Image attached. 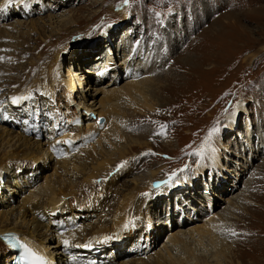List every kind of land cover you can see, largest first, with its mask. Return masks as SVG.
<instances>
[{"label":"rangeland","instance_id":"1","mask_svg":"<svg viewBox=\"0 0 264 264\" xmlns=\"http://www.w3.org/2000/svg\"><path fill=\"white\" fill-rule=\"evenodd\" d=\"M15 1L8 0L0 10V28L6 31L0 34V127L42 145L52 133L57 148L65 147L63 156L53 154V161L10 160L0 170V213L18 207L52 175L54 162L67 156L61 186L79 187L78 174L88 172L93 161L83 151L96 144L106 126L107 116L100 118L104 123L95 120L102 111V93L94 95L90 88H104L111 80L114 89L107 94L112 99L126 83L141 82L148 94L142 111L127 101L120 104L128 128L124 140L109 146L101 141L107 155L117 158L120 148L125 157L109 175L93 181L96 188L89 184L82 201L70 198V204L57 207L53 214H62L57 218L67 225L58 227L61 233L52 232L48 252L67 263L57 235L78 229L83 239L79 244L91 246L72 247L75 258L83 251L91 255L83 257L86 261L130 264L160 253L170 234L203 225L229 208L225 242L217 241L225 264L232 256V264H264V0H128L127 5L123 0ZM133 45L143 54L135 49L128 56ZM143 57L151 64L137 68ZM58 66L85 74L89 70V81L70 97L54 79L24 91ZM123 72L131 74L124 77ZM49 88L53 90H45ZM12 97L24 99L13 104ZM135 97L134 105L142 102ZM93 101V109L86 111ZM75 109L81 117L65 124ZM54 117L57 126L52 127ZM80 120L82 130L87 121L102 129L95 130L90 141L85 135L67 139L66 130ZM160 131L166 136L157 134ZM77 160L83 166L72 170L69 163L78 165ZM150 170L156 175L147 181ZM173 172L177 175L169 182ZM136 184L141 189L115 223L120 194L133 191ZM44 212L43 225L52 231L57 225L49 217L54 215ZM105 236L112 239L104 242ZM210 247L198 246L195 256L213 261L209 255L215 248ZM172 254L182 257V250L174 248ZM7 258L0 252L1 262Z\"/></svg>","mask_w":264,"mask_h":264},{"label":"bare ground","instance_id":"2","mask_svg":"<svg viewBox=\"0 0 264 264\" xmlns=\"http://www.w3.org/2000/svg\"><path fill=\"white\" fill-rule=\"evenodd\" d=\"M16 1H15L16 3H19L25 0H16ZM7 2L8 0H0V10L5 9V4H7ZM1 12H0V15H1ZM31 27L34 28V25L31 24ZM5 32L6 31L4 28H0V34H4ZM139 45L141 46V44ZM135 49H140L142 52V49L140 47L133 45V47H131L128 50L129 51L128 56H130V53L132 51L135 52ZM55 59L57 58L55 57ZM148 62L149 61L147 60V58L143 57L141 61L139 62V65L138 63L136 64V67L144 69L145 66H149L151 64L150 62H149L150 64ZM84 72H86V74L91 73L89 70H86V69ZM64 73H66V75H64ZM86 74L83 72L81 73V71L79 70L69 69L66 71L64 70V68H61L60 66H58L54 70V73H52V71L51 73L49 72V75L48 77H46L45 80L35 81V82L31 81L29 87L25 88L24 91L28 90L31 87L33 88V84H38L39 86H41V84L45 82L47 85H49L51 83V80L54 79L53 84L57 85L59 88L62 87L64 90H67L66 94H68L70 97L71 92L72 93L75 92V89L77 90V88L81 89L84 83L89 81V77ZM150 81H153V80H149V82ZM108 83H110L109 86L112 87V89L110 88V90L106 89L108 88L106 87V84ZM113 86H114V82L109 80L105 83L104 88L96 89V90H92L90 88L91 91H94V95H99L102 93V96H103L101 100L98 102L99 108H102V111L98 113L96 112L97 116L95 120L98 121L101 117H104V119H105V116L107 117H106V126L103 127L105 128L104 132L101 135V137L99 135L100 139L96 140L95 142L96 143L95 145L98 146V149L95 150V145L93 144L88 146L86 150L84 151L81 149L83 152L87 153L88 160L93 158V161H92L90 170H88V172H86L85 174H83V172L78 174V176L80 177L79 187L72 186V185L61 186V184L63 183V181L61 180L62 179L61 174H63V177H64L68 169V160H70V158L67 156L64 159H61L60 161L58 160V162H56V165L54 162V172L52 173V175H49L47 177L45 176L46 178L43 179V182L41 183V185L38 186L36 190L34 189L33 191L29 192L28 196L23 198L19 202L18 207L16 208L13 207L12 209L8 211L0 213V235L4 232H9V231L17 233L19 237L21 238V240H23L28 246H30L32 249L37 251L39 254L46 257L48 259V262L50 261L52 264H62V263H60L55 258V254H53L54 252L53 253L48 252V248H46L47 247L46 243L51 237L52 232L57 233V231L59 230L58 227H61L63 224L67 225V223H63L64 220L57 218V216H61L62 214L59 215L55 213L56 214L55 215L53 214L54 211L58 209L57 207L63 206L64 204H70L71 203L69 202L70 198L71 199L76 198L77 200L82 201L85 197V191L89 187V184H91L92 188H96L97 186L95 183H93V181L97 180L101 176L102 177L107 176V174L110 171H112V169L118 164L117 162H119L125 157L126 151H124L123 149H120V148L118 149L119 153L117 155V158L114 159L113 156L107 155L102 148L103 146H101V141L103 140H105L104 143H106L108 146L111 145V143H113L115 140H124V137H125L124 130L128 128L126 126L127 124H125L126 119L122 113L125 111V109L123 108L121 109L122 106L120 104L123 101L130 102L127 104V106L129 107L134 106L135 110H140V111H142L144 105L147 104L148 94H146L147 93L146 86H142L141 82L126 83L125 85H123V87L120 90L116 91V94H114L111 99L108 97L110 95L107 93H109L108 91H112L114 89ZM105 89H106V92H104ZM45 90L52 91L53 89L49 88ZM150 92L151 91L149 90V93ZM153 92L154 90L152 91V93ZM137 95L140 96L143 100L142 102L134 105L133 99H135L136 98L135 96ZM151 95L152 94H149V97ZM153 96L155 95L153 94ZM84 99L85 97L83 98V101ZM150 100H149V110L152 107V104H150V102L152 101ZM73 101H74L73 103L76 102L75 104H77L78 106L82 105L75 100ZM94 102L95 101H93L92 103L90 102L91 104H89L88 102L89 106L86 107V111L93 109ZM96 109L97 108H94V110ZM73 113L74 114L70 118L66 119L65 124H68V123L72 124L74 122L75 117L77 116L81 117V115H78V110L76 109L73 110ZM57 119L58 117H54L51 119V121L53 120L52 127L57 126L56 124ZM99 121H103V119H100ZM81 122H82L81 120L76 121V123L73 124L75 127H70L68 130H66L65 133H68L66 134L67 139L71 138L70 140H75V138L82 137L84 135H85L84 138H87V136L93 137L92 134L95 132V130L97 131L99 129H102V128H98L99 126L97 125L96 122L93 123L91 121H87L85 125L86 127L85 130H82L81 128H79L81 124H78ZM98 123L101 124L100 122ZM25 126H28V124H26ZM53 133H55V131ZM51 134L52 133L48 134L47 136L48 140H46V142L43 143L42 145V143H40L39 141H31V139H27L26 137H23L24 136L23 134L21 136L19 135L18 132L13 133L8 130L5 131L3 127H0V148H1L0 149V170L3 171L5 166L7 165L9 166L11 162L10 160H16L15 164H18L19 159L20 160L21 159H24V160L44 159V161L52 159L53 161L54 148H57L58 146L57 145L58 139H56L55 135L51 136ZM131 143H133V141H131ZM46 144H47V147L46 149L43 150L41 146H45ZM69 164L71 165V169L76 170V171H77V168H79V166H83V164H81V160L78 161V165L74 164L73 162ZM155 175H156V171L150 170L149 175L146 180L147 181L152 180L153 178H155ZM139 185L136 184L133 191L126 189L122 194H120L121 196H123V199H122V203L119 204L120 210L113 217V221L115 223H119L120 220L123 219L121 216L123 215L124 209L127 208L129 203L134 199L135 194L137 193L136 191L138 189H141L138 187ZM100 190H103V187H101ZM12 193H15V192H12ZM66 197H69V198H66ZM67 199L68 201H66ZM231 207L232 208L234 207L233 204L231 205ZM45 210L52 211L51 214L54 215L53 217H49L50 223L57 225L56 228H52V231H50L47 228L49 226L48 224L43 225L42 219L45 217L47 218V216H45V212H44ZM227 211H229V208L225 209L222 212V215L220 214V216L213 217V218L211 217L203 225H199L194 228H189L188 230L187 229L179 230L174 234H170L166 238L165 244L160 253L158 252L154 254L152 258H149V259L141 258L139 261L130 262V264L132 263L133 264H172V263H178V264H222L223 263L225 264L227 262L226 260L227 257H225L223 251H221L222 248L220 249L217 247L218 246L217 241L220 243H222V241L225 242V238L223 237H226L224 234L225 233L224 224L226 223L225 217H227V215L229 214V213H226ZM229 215H231V213ZM27 218L29 219L28 221H26ZM11 221L13 224L11 223ZM16 221H19V223L14 224V222ZM66 222H69V221H66ZM81 234L82 232L78 229H73V230L70 229V231L66 232L62 236L57 235V240H58L57 244L59 245L60 243H63L65 239L69 240L71 245L79 244L80 242H83V239L81 240L80 238ZM200 245H202V248L203 247L206 248L207 246L209 247L213 246L215 248L214 252L209 255L210 259L211 257L214 258L213 261H209L208 258L200 254H199L200 256H195L197 247ZM62 247H64V245ZM65 248L66 247H64V252H65L64 257H65V262L67 263H64V264H80V263L86 264L87 262H85L86 260L83 257L88 258V256H91V255L86 254L82 250H79L82 252H79L80 254L77 253L76 255H79L80 258H75V254L72 253L73 248L71 246L67 247L66 249ZM174 248L176 250L179 248L182 250V257L174 256V254H172ZM0 252L8 254V258L6 260L4 259L2 262L0 261V264H8V261L13 258V255L10 254L9 249L1 241H0ZM55 253H58V252H55ZM232 257L230 258V261H229L230 264H232L231 262ZM190 259H193V262L188 263ZM95 261L97 260L94 259V262Z\"/></svg>","mask_w":264,"mask_h":264},{"label":"snow or ice","instance_id":"3","mask_svg":"<svg viewBox=\"0 0 264 264\" xmlns=\"http://www.w3.org/2000/svg\"><path fill=\"white\" fill-rule=\"evenodd\" d=\"M124 4L127 5L128 4V0H123ZM2 59V58H0ZM22 99H24L23 97H12L11 101L13 104H17L19 103ZM161 129H164L166 126L161 125L160 126ZM159 135L162 136H166V133L164 131H160L159 133H157ZM212 133H209V136H211ZM65 143H71L70 141H65ZM123 166V165H121ZM187 167V166H186ZM181 171H184V169H181ZM177 173L173 172L170 176H169V182L173 181V179L176 177ZM157 187H159V185H157ZM147 195V194H145ZM128 225H125V227H127ZM233 235H235V233H233ZM12 240H15L17 244H19L20 248L23 249V255L21 256V260L23 262V264H49L48 260L42 256L41 254H39L37 251H34L32 248H30L28 245L26 244H20L18 238L16 237H11ZM112 239L111 236H105L103 237V241L107 242L108 240ZM99 242V241H98ZM63 245L64 247H77V248H89L91 246V242L87 243V244H76V245H71L70 241L65 239L63 241Z\"/></svg>","mask_w":264,"mask_h":264}]
</instances>
